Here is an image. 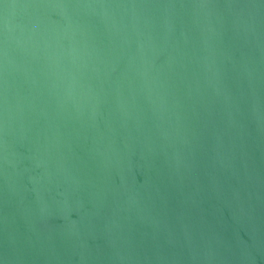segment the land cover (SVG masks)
Wrapping results in <instances>:
<instances>
[{
  "label": "water",
  "instance_id": "95a60500",
  "mask_svg": "<svg viewBox=\"0 0 264 264\" xmlns=\"http://www.w3.org/2000/svg\"><path fill=\"white\" fill-rule=\"evenodd\" d=\"M0 264H264V0H0Z\"/></svg>",
  "mask_w": 264,
  "mask_h": 264
}]
</instances>
